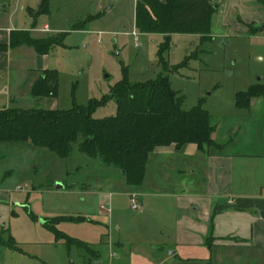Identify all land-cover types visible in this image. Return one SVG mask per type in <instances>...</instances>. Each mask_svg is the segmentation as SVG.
Masks as SVG:
<instances>
[{
    "label": "rangeland",
    "instance_id": "1",
    "mask_svg": "<svg viewBox=\"0 0 264 264\" xmlns=\"http://www.w3.org/2000/svg\"><path fill=\"white\" fill-rule=\"evenodd\" d=\"M43 1L0 0L1 26L32 31L34 38L57 43L46 58L47 69L58 73L54 99L33 98L29 93L19 97L15 86L24 77L39 78L42 72L36 60L22 57L34 49L15 51L11 86L21 104L14 107L67 111L93 99L102 101L126 75L129 83L139 84L165 74L184 110L201 104L212 115L213 137L227 144V153L252 158L238 173L245 174L251 187L260 185L264 191V98H256L250 109L235 103L238 92L264 85V21L256 24L257 34H250L248 27L235 26L230 19V26H223L217 15L210 39L173 35L167 43L162 35L136 29L137 0H48V13L41 12ZM263 3L256 2L260 16H264ZM82 22L84 28L76 30ZM116 114L117 102L111 99L94 117ZM154 151L145 182L130 187L120 170L86 156L77 146L64 159L30 144H1L0 234L7 246L0 245V264H97L98 255L103 264H110L112 250L118 248L113 245L119 244L121 261L116 264H190L189 257L210 259L204 254L207 249L171 248L179 231L177 196L184 195V187L186 193H199L201 182L198 173H158ZM133 198L141 204L140 210L132 209ZM10 235L17 249L11 246ZM156 246L177 254L162 253L157 262L150 261L146 254L152 258L150 249ZM225 252L220 264H264L263 251L260 259L251 255L245 263L233 250ZM218 260L215 256L213 264Z\"/></svg>",
    "mask_w": 264,
    "mask_h": 264
},
{
    "label": "trees",
    "instance_id": "2",
    "mask_svg": "<svg viewBox=\"0 0 264 264\" xmlns=\"http://www.w3.org/2000/svg\"><path fill=\"white\" fill-rule=\"evenodd\" d=\"M48 4V0L43 1L41 12H49ZM214 12L212 0H137L135 27L143 34L162 35L167 43L173 35L184 34H198L208 40ZM254 25H248L250 34L260 31ZM83 28V22L76 26V30ZM55 44L48 38H34L31 31L15 30L9 44L0 45V51L28 46L40 55H48ZM30 95L56 98L57 71H43ZM259 97L264 98V85H252L236 94L235 103L240 109H250L252 100ZM111 99L117 102V114L95 118L96 110ZM215 131L212 115L201 104L191 111L182 108V98L171 88L165 74L139 84L129 83L126 75L102 101L93 99L86 106L67 111L21 107L0 110V145L30 144L64 159L77 146L86 156L120 170L124 183L130 187L142 185L149 155L158 147L175 145L181 149L195 144L204 155L225 154L227 144L214 140ZM1 236L2 233L0 245L7 246ZM9 238L13 241L11 246L17 249L14 238Z\"/></svg>",
    "mask_w": 264,
    "mask_h": 264
},
{
    "label": "crops",
    "instance_id": "3",
    "mask_svg": "<svg viewBox=\"0 0 264 264\" xmlns=\"http://www.w3.org/2000/svg\"><path fill=\"white\" fill-rule=\"evenodd\" d=\"M256 2L257 0H212L215 12L211 22L214 16L218 15L221 17L220 23L225 27L230 26L228 19L232 20L235 26L239 24L242 27H248L250 24H255L254 27H257V23L264 21V16L259 15ZM15 28L0 25V45L9 44L10 34L15 31ZM45 30H48L47 25ZM24 47L31 48L20 46L0 51V110L21 104L16 96L13 97L11 70L15 51L24 49ZM21 56H18L19 60L22 57L36 60L39 72L47 70V55H40L34 49L33 54L29 55L25 52ZM37 79L33 75L30 78L24 77L21 84L15 86L18 89L19 97L23 94H30ZM252 103H255V99L252 100ZM153 155L158 173L168 176L173 172L178 174L198 173L201 182L199 193L194 191L186 193L184 187V195L177 196L176 220L179 231L175 236V244L171 248L187 245L209 251L203 253L209 254L210 259L189 257L190 264H213L215 256L218 257L220 264L227 257V252H225L227 250H233L235 252L233 255L240 256V261L243 263L248 262L256 255L260 259V252H264V191L260 185L251 187L245 174L238 173L245 170L248 165L247 161L252 158L237 157L230 155L227 151L225 154L207 156L200 153L195 144L185 145L181 149H177L175 145L158 147ZM165 162L172 163L166 164ZM160 183H162L161 180L157 182L158 186ZM158 186L155 187L156 192L160 191ZM113 246L118 248L112 250L110 264L121 261L117 251L122 245ZM150 250L153 254L152 258H150V254H146V256L153 262H157V256L162 253L169 257L177 254L176 250L167 252L159 246ZM251 255L253 257H250ZM96 262L103 264L99 260V255Z\"/></svg>",
    "mask_w": 264,
    "mask_h": 264
},
{
    "label": "built area",
    "instance_id": "4",
    "mask_svg": "<svg viewBox=\"0 0 264 264\" xmlns=\"http://www.w3.org/2000/svg\"><path fill=\"white\" fill-rule=\"evenodd\" d=\"M131 207L133 210H140L142 208L141 204L136 200V198L131 200Z\"/></svg>",
    "mask_w": 264,
    "mask_h": 264
}]
</instances>
